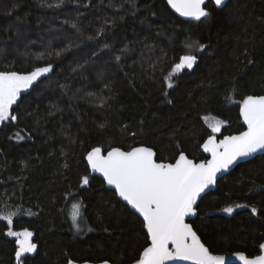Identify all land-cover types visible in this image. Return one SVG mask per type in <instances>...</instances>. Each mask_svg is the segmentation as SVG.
<instances>
[{
    "label": "trees",
    "instance_id": "obj_1",
    "mask_svg": "<svg viewBox=\"0 0 264 264\" xmlns=\"http://www.w3.org/2000/svg\"><path fill=\"white\" fill-rule=\"evenodd\" d=\"M206 10L186 21L167 0H0V70L54 67L21 94L17 120L0 126V214H13L12 228L32 231L37 245L19 264H128L150 243L143 219L91 174L93 147L144 145L158 161L181 152L199 161L209 135L244 130L242 99L264 94V0L209 1ZM188 52L197 64L168 88L165 78ZM206 116L225 123L219 134ZM71 199L91 229L81 237L69 220ZM197 210L191 223L213 253L258 255L264 154L221 178ZM9 227L0 219V264H18Z\"/></svg>",
    "mask_w": 264,
    "mask_h": 264
},
{
    "label": "snow or ice",
    "instance_id": "obj_2",
    "mask_svg": "<svg viewBox=\"0 0 264 264\" xmlns=\"http://www.w3.org/2000/svg\"><path fill=\"white\" fill-rule=\"evenodd\" d=\"M224 2L214 0L216 6H222ZM167 4L181 17L200 21L209 16L206 0H167ZM194 47L197 51H203L205 45H188L189 49ZM197 61L198 56L191 52L181 55L179 62L173 65L172 73L165 78L167 87H173L174 75L193 69ZM53 71L51 63L26 73L0 70V122L17 120L12 109L22 92ZM239 113L247 130L238 135L225 136L219 141L215 135H209L203 144V150L211 154L209 160L195 162L181 152L174 163L158 162L156 152L146 146L131 147L126 151L112 147L106 154L101 147H93L87 153V164L92 172L100 173L106 183L113 186L116 194L143 217L150 243L143 248L135 264H169L173 261L225 264V257L212 254L201 243L193 227L185 222V218L195 214L197 198L215 183L218 172L227 170L239 158L264 150V95L244 97L239 105ZM221 124V121L212 123V133H219ZM88 183V177H84L82 184ZM222 211L231 214L233 208L225 207ZM252 212L255 213L256 209L253 208ZM0 219L11 226L13 214L2 215ZM71 220L73 227L80 232L84 217L82 206L78 203L72 204ZM7 235L17 238L15 257L18 264L26 253L36 251L37 245L32 242L33 233L28 229L17 232L9 227ZM260 248L264 250V244ZM237 257L242 264H264V254L249 258L239 253ZM69 264L72 262L69 261ZM103 264L109 262L104 261Z\"/></svg>",
    "mask_w": 264,
    "mask_h": 264
},
{
    "label": "water",
    "instance_id": "obj_3",
    "mask_svg": "<svg viewBox=\"0 0 264 264\" xmlns=\"http://www.w3.org/2000/svg\"><path fill=\"white\" fill-rule=\"evenodd\" d=\"M209 1H213V2H214V0H206V5L208 4ZM228 1H229V0H225L224 4L227 3ZM224 4H223L222 6H218V7H223ZM206 5H205V6H206ZM169 7H170V6H169ZM170 8H171V7H170ZM171 10H172V11H173L178 17H180V18L183 19V20H186V21H194V20H192V19H190V18H187V17H181V16H180L178 13H176L173 9H171ZM263 95H264V94H263ZM237 103H240V100H237ZM241 122L243 123V125H244V127H245L244 130H242V131H246V130H247V125L244 123L242 117H241ZM242 131H241V132H242ZM239 133H240V132H238V133H233V134H226V135H224V136H222V137H217L216 135H215V136H216L217 141H219L220 139H223L225 136H229V135H238ZM206 140H207V139H206ZM205 142H206V141H205ZM205 142H204V143H205ZM204 143H203V144H204ZM142 146H144V145H142ZM146 147H149V146H146ZM121 149H122V148H121ZM202 149H203V146H202ZM122 150H124V149H122ZM153 150H154V149H153ZM125 151H126V150H125ZM154 151H155V150H154ZM106 152H107V151H106ZM106 152L103 151L104 154H106ZM155 152H156V151H155ZM203 152L205 153V155H206L207 157H206L205 159H202V160H199V161H197L196 159L190 158L185 152H183V153L186 154V155L188 156L189 159H192V160H194L195 162H200V161H205V160H209V159H211V154H210V153H207V152H205L204 150H203ZM263 154H264V150H258L256 153H253V154H251L250 156L239 158L234 164L230 165L229 168H228L227 170H222L221 172H218L217 175H216L215 183H214L213 185H210L208 188H206V189L204 190V192H202V193L200 194V196L197 198V203H196V205H194V208H195V214H194V215H191V216H188V217L185 218V222H186V223H189V224L193 227V230L196 232L197 236L200 238L201 243H203V244L205 245V247H207L209 250H210V248L204 243V241L202 240V237L198 234V232L195 230L193 224L191 223V220L195 219V218L198 216L197 206H198V204H199L201 198H202L204 195H206L207 193H209L210 191L215 190L216 187H217V183H218V181H219L221 178H223L224 176L228 175L231 171H233V170L235 169L236 166H238V165L241 164V163H245V162H247V161H249V160L255 158L256 156L263 155ZM156 158H157V154H156ZM157 161H158V160H157ZM158 162H161V161H158ZM163 162H166V161H163ZM166 163H167V162H166ZM173 163H174V162H173ZM89 168H90V166H89ZM90 171H91V174H92V175L99 176L100 178H102V179L104 180V178L102 177V175H101L100 173L92 172L91 168H90ZM104 182H105L107 188L114 190L113 186L108 185V184L106 183L105 180H104ZM114 191H115V190H114ZM117 196H118V195H117ZM118 198H119L123 203H125L126 205H128L127 202H126V201H123L122 198H120L119 196H118ZM128 206H129V208H130L132 211H134L136 214H138V215L143 219V217H142L138 212H136L134 209H132L130 205H128ZM145 230H146V228H145ZM262 244H264V241L262 242ZM259 250H260V253H259L258 255L264 254V250H261L260 247H259ZM210 252H211L212 254H214V255H222V256H224V257H225V264H242V262L239 261V259H238V257H237V254H239V253H244V252H233V253H228V254H217V253H213L211 250H210ZM244 254H246V253H244ZM246 255H247V254H246ZM247 256H248V255H247ZM256 256H257V255H256ZM254 257H255V256H254ZM249 258H253V257H249ZM104 261H108V260H104ZM104 261H100V262H91V261L77 262V261H73V260H72L71 262H72V264H103ZM135 261H136V260H135ZM135 261H134V262H131V263H128V264H135ZM108 262H109V264H112L110 261H108ZM66 264H69V262L66 263ZM169 264H190V262H187V261H173V262H169Z\"/></svg>",
    "mask_w": 264,
    "mask_h": 264
},
{
    "label": "rangeland",
    "instance_id": "obj_4",
    "mask_svg": "<svg viewBox=\"0 0 264 264\" xmlns=\"http://www.w3.org/2000/svg\"><path fill=\"white\" fill-rule=\"evenodd\" d=\"M29 89H27V90H24L23 92H22V94L24 93V92H26V91H28ZM19 100V99H18ZM228 103L229 104H235V103H237V99L236 98H234V97H229V99H228ZM14 106V105H13ZM205 121H206V123L211 127V125H212V123H214L215 121H221L220 119H217L216 117H214V116H206L205 117ZM5 122V121H4ZM4 122H0V126L4 123ZM222 122V124H221V129H222V127H223V125L225 124L223 121H221ZM221 132V131H220ZM219 132V133H220ZM219 133H215V134H219ZM73 203H78V204H80L81 205V202L79 201V200H70V202H69V220H70V222H71V225H72V220H71V210H72V204ZM68 211V210H67ZM82 212H83V207H82ZM0 216H2L1 214H0ZM83 217H84V214H83ZM72 228H73V232L76 234V236H79V237H81V236H84L87 232H88V230H89V227L86 225V222L84 221L83 223H81V231L80 232H77L76 231V229L73 227V225H72ZM11 229L13 230V231H17V232H20V231H23V230H15V229H13L12 228V225H11ZM32 232V231H31ZM33 233V232H32ZM12 237H14V236H12ZM33 237H34V233H33ZM33 237H32V242L33 243H35L34 242V240H33ZM14 238H16V237H14ZM16 240H17V238H16ZM36 244V243H35ZM37 250V249H36ZM36 252V251H35ZM35 252H33V253H26L25 254V256L26 255H33V254H35Z\"/></svg>",
    "mask_w": 264,
    "mask_h": 264
}]
</instances>
